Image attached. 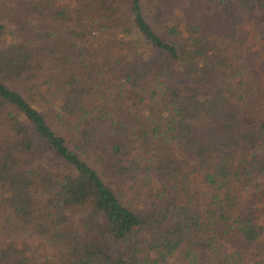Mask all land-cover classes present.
Returning <instances> with one entry per match:
<instances>
[{"label": "trees", "instance_id": "1", "mask_svg": "<svg viewBox=\"0 0 264 264\" xmlns=\"http://www.w3.org/2000/svg\"><path fill=\"white\" fill-rule=\"evenodd\" d=\"M239 23L262 42L264 0H0V228L44 249L0 264H264V47Z\"/></svg>", "mask_w": 264, "mask_h": 264}, {"label": "rangeland", "instance_id": "2", "mask_svg": "<svg viewBox=\"0 0 264 264\" xmlns=\"http://www.w3.org/2000/svg\"><path fill=\"white\" fill-rule=\"evenodd\" d=\"M62 1V0H60ZM235 21H238V19L235 18ZM239 27L238 30L242 38H244L245 42V47L244 49L247 52L257 50L258 47L263 48L264 47V40L261 42V40H258V38L255 36V34L251 31V27L249 25H245L242 23H239L237 25ZM237 30V31H238ZM236 31V32H237ZM116 38H119L121 36V33L119 32L118 29L116 28H110L108 31L102 29L99 26H95L92 31V36H88L90 38L89 41L91 42L92 46L95 49L100 50L102 46L105 44V40L109 34H112ZM115 33V34H114ZM113 38V37H112ZM82 41H76L77 45H81ZM108 42H111V39L108 40ZM42 73L38 76V79L36 80V83H41L48 75H49V70L44 66ZM53 71L51 70V73ZM259 152L264 156V144L260 147ZM4 233V234H3ZM0 243H6L7 241H25L29 245V251L33 253V255H40L44 253L43 245L38 239L35 238H29L28 232H24L23 230L20 229H12V227H5L0 228ZM232 252V250H230ZM237 254H233V263L235 264H252V260L250 259V250L249 248H240L237 246ZM233 253V252H232ZM164 264H181L179 261L176 259H168Z\"/></svg>", "mask_w": 264, "mask_h": 264}]
</instances>
